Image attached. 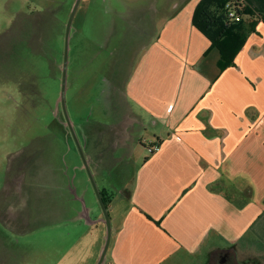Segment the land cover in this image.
<instances>
[{
    "label": "crops",
    "instance_id": "obj_1",
    "mask_svg": "<svg viewBox=\"0 0 264 264\" xmlns=\"http://www.w3.org/2000/svg\"><path fill=\"white\" fill-rule=\"evenodd\" d=\"M201 1H96L102 14L115 17L102 20V48L119 34L141 50L128 53L122 80L116 60L88 81L89 115L76 106L87 102L82 92L71 107L110 217L102 264H264V0H243L256 15L244 18L245 43L225 69L194 26ZM119 100L124 108L117 116L112 105ZM147 121L154 127L149 147L160 146L153 154L138 150L146 145L139 132ZM41 139L32 144V163L24 158L4 181L0 228L26 235L30 224L67 221L84 229L75 244L68 241L66 249L76 251L91 229L96 254L84 264H98L107 225L81 155L72 152L66 167L55 164L53 149L37 145ZM12 169L9 164L7 172ZM1 248L11 264L38 254L31 242L14 249L4 241ZM51 260L49 254L48 264H73L67 257Z\"/></svg>",
    "mask_w": 264,
    "mask_h": 264
},
{
    "label": "rangeland",
    "instance_id": "obj_2",
    "mask_svg": "<svg viewBox=\"0 0 264 264\" xmlns=\"http://www.w3.org/2000/svg\"><path fill=\"white\" fill-rule=\"evenodd\" d=\"M96 1L83 0L73 22L68 67L73 72L70 89L66 90L70 118L73 100L80 92V99L87 102L85 105L77 103L76 106L83 113L90 114L89 104L94 101V95L92 89L86 86L89 80L96 78L104 66L116 64V60H121L124 68L123 72L118 73L122 80L132 60L127 56L128 53L136 56L141 51L140 45L133 41H120L119 34L115 36L116 40L105 42L102 48L106 32L102 30V20L111 21L112 12L102 14ZM74 3L75 0H0V190L4 187L5 179L14 175L18 162L31 157L27 164L32 163V144L36 137L43 138L37 143L40 148L53 149L51 155L55 164L68 166L72 152L78 150L75 139L66 126L60 102L64 35ZM56 14L60 16L57 19L53 17ZM52 21L59 35H50L54 30L51 24L43 34L41 22L44 24ZM82 67L86 68L81 71ZM68 84L67 76V87ZM112 107L117 116L124 108L120 100L116 104L114 102ZM146 124V130L141 129L139 132L146 145L138 149H145V152L149 148V141L154 139V127L148 121ZM10 162L14 171L9 174L7 168ZM30 225L31 232L26 235H16L0 228L4 235V239H0V264H11L3 260L6 259L1 251L4 241L14 249L24 242L35 245L37 258L33 259L31 256L28 260L18 262L20 264H48L49 254L50 259L56 262L62 259L64 261L67 257L73 264H84L86 258L96 254V249L92 251L89 248L93 235L91 229L84 236L85 247L76 251L75 248L71 250L69 247L67 250L66 247L71 242L75 244V240L82 235L83 228L76 229L67 221L47 226L36 223ZM71 230L74 237L72 241L71 238L66 239Z\"/></svg>",
    "mask_w": 264,
    "mask_h": 264
},
{
    "label": "trees",
    "instance_id": "obj_3",
    "mask_svg": "<svg viewBox=\"0 0 264 264\" xmlns=\"http://www.w3.org/2000/svg\"><path fill=\"white\" fill-rule=\"evenodd\" d=\"M255 15L243 0H202L197 6L193 18L194 26L210 41L211 47L218 50L222 69L234 65L235 58L245 43L240 26L243 25L244 18ZM260 16L264 19V15ZM58 17L60 16L54 18ZM41 23L43 34L47 32L50 24L54 29L50 35L58 34L53 21ZM62 51L64 52V47Z\"/></svg>",
    "mask_w": 264,
    "mask_h": 264
},
{
    "label": "water",
    "instance_id": "obj_4",
    "mask_svg": "<svg viewBox=\"0 0 264 264\" xmlns=\"http://www.w3.org/2000/svg\"><path fill=\"white\" fill-rule=\"evenodd\" d=\"M82 0H75V3L73 4V7L71 9L68 21H67V25H66V31H65V43H64V55H63V67H62V81H61V93H60V102H61V108L63 111V114L65 116V123L66 126L69 128V130L71 131V134L73 135L75 142L77 144V148L78 151L81 155V158L83 160V163L85 165V169L87 170L90 179H91V183L92 186L94 188V191L98 197V200L100 202V205L102 207L103 210V214H104V219H105V223L107 225V238H106V242H105V246L103 249V252L101 254V258L99 259L98 264H102L104 261V258L106 256L108 247L110 245V239H111V235H112V228H111V223H110V217L107 211V208L104 205V202L102 200L101 194L98 190V187L96 185V182L94 180V178L92 177V172L90 170V167L88 166L86 157L84 155L83 152V146L79 140V137L77 135V132L74 128V125L71 121V118L69 116L68 113V109H67V103H66V90H67V71H68V64H69V51H70V39H71V30H72V26H73V22L76 16V13L79 9V6L81 4Z\"/></svg>",
    "mask_w": 264,
    "mask_h": 264
},
{
    "label": "built area",
    "instance_id": "obj_5",
    "mask_svg": "<svg viewBox=\"0 0 264 264\" xmlns=\"http://www.w3.org/2000/svg\"><path fill=\"white\" fill-rule=\"evenodd\" d=\"M231 17L233 16V13L230 14ZM160 150V146L159 145H152L148 148V152L153 154L155 152H158Z\"/></svg>",
    "mask_w": 264,
    "mask_h": 264
},
{
    "label": "flooded vegetation",
    "instance_id": "obj_6",
    "mask_svg": "<svg viewBox=\"0 0 264 264\" xmlns=\"http://www.w3.org/2000/svg\"><path fill=\"white\" fill-rule=\"evenodd\" d=\"M82 2V1H81ZM54 14H55V12H53ZM57 15V14H56ZM70 15V14H69ZM54 17H55V15H54ZM68 21V20H67ZM66 25H67V23H66ZM73 27V26H72ZM65 31H66V28H65ZM71 35H72V30H71ZM71 41V40H70ZM64 43H65V35H64ZM63 46H64V44H63ZM63 55H64V52H63ZM69 65V64H68ZM62 81V80H61ZM21 88V87H20ZM23 93V92H22ZM25 151L26 150H24V153H25ZM18 153H20V151L18 152ZM21 155V154H20ZM19 155V156H20ZM27 157V156H26ZM27 161H29V160H31V157H29L28 159H26ZM22 161H23V159H22ZM22 163V162H21ZM20 162H18L17 164H21ZM10 164H11V162H10Z\"/></svg>",
    "mask_w": 264,
    "mask_h": 264
}]
</instances>
